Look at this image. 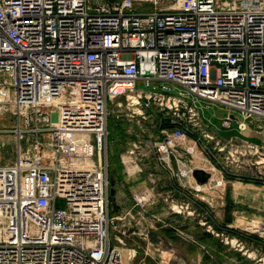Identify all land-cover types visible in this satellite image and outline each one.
I'll list each match as a JSON object with an SVG mask.
<instances>
[{
    "label": "built area",
    "instance_id": "2783aa9c",
    "mask_svg": "<svg viewBox=\"0 0 264 264\" xmlns=\"http://www.w3.org/2000/svg\"><path fill=\"white\" fill-rule=\"evenodd\" d=\"M176 1L138 11L133 0H0V103L16 141L14 160L0 165V264H123L110 242L108 102L155 119L148 155L176 180L192 177L180 151L193 156L200 139L188 140L200 126L188 97L238 112L240 131L264 119V0ZM138 81L177 94L136 91ZM221 126L231 128L229 116ZM137 147L122 156L129 176L142 171ZM154 199L135 193L138 219L126 215L142 226ZM169 202V212L196 213L188 196ZM247 228L264 241V224Z\"/></svg>",
    "mask_w": 264,
    "mask_h": 264
},
{
    "label": "rangeland",
    "instance_id": "374dc122",
    "mask_svg": "<svg viewBox=\"0 0 264 264\" xmlns=\"http://www.w3.org/2000/svg\"><path fill=\"white\" fill-rule=\"evenodd\" d=\"M133 1L137 9L144 8L145 10H171L177 6L176 0ZM5 78L6 75L0 72V81ZM153 84H155V88L153 85L145 86L141 81H138L135 90L152 91L155 89L166 94H177L175 90L163 89L161 86L165 83L155 81ZM5 93L4 95H6ZM187 99L196 105L200 117L198 118L200 126L190 129L188 140L192 142L196 136L200 139L196 142V152L193 156H186L181 151L180 155L190 159V165L193 168L209 171L216 180L212 182L214 184L211 188L206 186L200 192L192 191L189 188L190 181H194L192 177L177 180V184L190 192L192 191L191 194L196 201L205 205V211H202L197 205L196 213L190 216L184 215L183 218L191 219L217 239L216 243L207 246L208 251L210 250L212 253L211 263L207 264H264V242H258L252 238L253 234L249 233L250 229L247 228L252 224H264V183L254 184L242 180L250 177L258 178L264 182V119L249 117L245 120V130L240 131L236 129L234 119H241L238 112L230 111L213 101L194 100L191 97ZM113 104V102H108L107 128L109 134L106 155L109 188H114V194L109 195V215L113 218L110 242L118 247L123 264H190L186 254L190 249L188 244L190 234L176 229H174L175 234H172L173 228L165 223L163 217L154 218L157 224H161L163 227H157L156 230L149 232L144 225L140 227L138 223H135V220L138 219L136 212H133L135 220L130 219L131 224H128V221L124 222V219L126 217L129 219V217L122 215L133 204V195L145 188L154 193L156 200L154 199L152 205L160 203V206L170 211L169 199L176 198V194L171 189V186H175L172 184L175 183L173 182L174 176L158 162L156 157L148 155L145 146L146 140L155 141L158 138L155 119L147 114L148 111L145 109H142V115L135 114L133 118H129L125 115V110L118 112ZM137 110L134 108L135 113H138ZM226 116L229 118L232 116L230 118L231 128L221 126V120ZM13 124L14 117L9 106L0 103V160L4 162H6L7 155H9L8 161H13L15 158L16 141L8 131ZM212 131L218 132V135L210 136ZM134 143L138 146L134 151L136 154H140L138 157L141 159L142 171L129 176L122 163V156L127 154L126 152L131 149ZM173 162L175 164V160ZM140 177L143 179L142 182ZM216 181H220V183L216 184ZM235 182L241 183L238 191L231 185ZM235 193L246 199V203L233 202L232 200L235 198L230 199V196ZM164 196H168L167 201L163 200ZM219 197L226 200L223 217L220 216L223 220L217 214L216 207ZM229 202L231 206L227 205ZM195 204L197 203L195 202ZM142 214L141 212V216ZM226 218L231 219L230 223L233 220V225L229 226L224 223ZM125 225H135L141 228V230L138 228L135 231L139 237L133 239L130 246L126 240L129 238L123 239L122 235ZM227 229L243 232V240L234 233L226 232ZM141 232H146L148 236H140ZM215 233H219V235L216 236ZM187 235L189 236L186 237ZM235 237L242 243V249L236 247L235 242L231 241ZM177 239L178 241H176ZM123 247H130L127 253L125 252L126 255L123 254ZM178 253L181 255L178 256ZM123 255L127 256L126 260Z\"/></svg>",
    "mask_w": 264,
    "mask_h": 264
},
{
    "label": "crops",
    "instance_id": "0c3cea01",
    "mask_svg": "<svg viewBox=\"0 0 264 264\" xmlns=\"http://www.w3.org/2000/svg\"><path fill=\"white\" fill-rule=\"evenodd\" d=\"M135 9L138 10V11L149 10V9L145 10L144 8L143 9H137L136 7H135ZM235 125H236V122H235ZM236 129H237V127H236ZM211 133H212V134H210L211 136H214L215 134L218 135V132H216V131H212ZM10 162H11V160L9 162H4L3 160H0V165L1 164H8ZM140 179H141V182H142L143 179L141 177H140ZM173 182L175 183V182H177V180L173 179ZM193 184L194 183L190 181V185L189 186L191 187V186H193ZM231 185H233L236 188V191H238V188L241 185V183L240 182H235V183H231ZM204 188H206V186L202 187L201 191ZM145 189H147V188H145ZM186 190H188V189H186ZM166 197H168V196H164L163 200H165ZM233 197L235 199H233ZM219 198L220 199L218 200L216 208L218 210L217 214L219 215V218L221 219L223 217V212H224V209H225L224 206H225L226 200L224 198L222 199L221 197H219ZM176 199H178V198H176ZM230 199H233L232 201L235 202V203H238V204H239V202L241 204L246 203V199H244L241 195L236 194V193L234 195L230 196ZM128 211L130 213H133V212L136 211V208L133 206V204L131 206H129V208L124 211L123 215L122 214L121 215L125 216L126 212H128ZM142 213H143L142 216H141L142 217V225H144L149 230V232L152 231V230H156L157 227L158 228L163 227V225L157 224V222L154 219L155 217H163L165 219L164 221H166L165 223L170 225L173 228V233L174 234L176 232L174 229L183 231V232H185L187 234H190V236L192 237V238L189 237L190 240L188 241L189 242L188 244L190 245V249L186 253L187 254L188 263H190V264H207V263H211V260H210L211 257H212L211 251L210 250L208 251L207 246L203 242L200 243V241H201L200 240V238H201L200 236H201L202 232L204 231L203 227L197 226V224H195V222L191 221V219L183 218L185 214H177V213H172V212L167 211L166 208L160 206V203H156L154 205L149 204L147 206L146 210L143 211ZM220 216H222V217H220ZM222 220H223V218H222ZM127 221L131 224L130 218L127 219V217H126L124 219V222H127ZM227 225H229V226L233 225V220H232V223H227ZM140 227H142V226H140ZM140 227H137L135 225L127 226L126 233L123 234V239L129 238V240L126 239L127 240V244H129V246L131 245V243H133V239H135L138 236L135 233V231L138 228L141 230ZM113 234H114V232H113ZM188 236L189 235H187L186 237H188ZM176 241H178V239ZM122 249L124 250L123 254H125V252L127 253V251L130 249V247H123ZM180 255L178 253V256H180ZM126 258H127V256L125 257V259Z\"/></svg>",
    "mask_w": 264,
    "mask_h": 264
},
{
    "label": "trees",
    "instance_id": "16d2710c",
    "mask_svg": "<svg viewBox=\"0 0 264 264\" xmlns=\"http://www.w3.org/2000/svg\"><path fill=\"white\" fill-rule=\"evenodd\" d=\"M151 112H152V115L154 117H156V118H160L162 116V114L160 112H158L157 110H155V111L152 110ZM163 125L167 126V125H169V122H164ZM242 180L245 181V182H250V183H254V184H263L264 183L263 181H261L258 178L252 179L250 177H246V178H243ZM172 185H175L173 187L171 186V189L176 194L175 195L176 198L183 199L184 196H188L190 200H193V201H195L197 203V205L202 209V211H205L204 210L205 205L199 203V201H196L190 191L184 189L183 187H181V185L177 184L176 182H175V184H172ZM227 205L231 206V203L229 202ZM230 221H231V219L226 218L224 220V223H230ZM197 226H199V225H197ZM227 230L228 231H226V232H230L229 234H233L234 233L235 235L238 236V238L240 237L243 240V235H242L243 232L237 231V230H234V229H227ZM172 234H174V233H172ZM172 237H174V235H172ZM200 237H201L200 238V240H201L200 243L203 242L206 246L211 245V243H216V240H217L213 235H211L210 233H208L206 231H203ZM252 238H255L258 242L262 241L254 234H253ZM213 245H216V244H213Z\"/></svg>",
    "mask_w": 264,
    "mask_h": 264
},
{
    "label": "water",
    "instance_id": "95a60500",
    "mask_svg": "<svg viewBox=\"0 0 264 264\" xmlns=\"http://www.w3.org/2000/svg\"><path fill=\"white\" fill-rule=\"evenodd\" d=\"M192 178L197 185H204L211 179V173L202 168H194L192 170ZM114 194V188H109V195Z\"/></svg>",
    "mask_w": 264,
    "mask_h": 264
},
{
    "label": "bare ground",
    "instance_id": "6f19581e",
    "mask_svg": "<svg viewBox=\"0 0 264 264\" xmlns=\"http://www.w3.org/2000/svg\"><path fill=\"white\" fill-rule=\"evenodd\" d=\"M137 112H138V110H137ZM8 157H9V155H7V157H6V162H9V161H8V160H9V158H8ZM11 162H12V161H11ZM215 180H216V179H215ZM212 184H213V183H212ZM197 187H198V188H201V187H200V186H198V185H197ZM204 187H205V186H204ZM213 187H214V186H213ZM239 195H240V194H239ZM123 256H124V255H123ZM124 257H126V256H124ZM125 260H126V259H125Z\"/></svg>",
    "mask_w": 264,
    "mask_h": 264
}]
</instances>
